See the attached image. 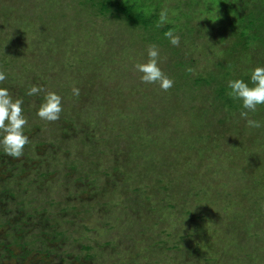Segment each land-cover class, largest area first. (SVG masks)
Segmentation results:
<instances>
[{
  "label": "rangeland",
  "instance_id": "1",
  "mask_svg": "<svg viewBox=\"0 0 264 264\" xmlns=\"http://www.w3.org/2000/svg\"><path fill=\"white\" fill-rule=\"evenodd\" d=\"M135 1L168 9L178 46L81 0H0V86L29 137L0 146L1 264H264V105L242 117L204 80L264 66V0ZM153 44L167 91L135 67ZM48 92L56 121L32 114Z\"/></svg>",
  "mask_w": 264,
  "mask_h": 264
},
{
  "label": "clouds",
  "instance_id": "2",
  "mask_svg": "<svg viewBox=\"0 0 264 264\" xmlns=\"http://www.w3.org/2000/svg\"><path fill=\"white\" fill-rule=\"evenodd\" d=\"M168 23V9L162 8L159 12V20L156 27H162ZM173 46H178L180 37L173 29L164 33ZM147 61L135 65L138 72L142 73L141 80L144 83H158L162 90L167 91L173 86L174 81L169 78L160 67V51L156 45L147 48ZM6 79L3 71H0V82ZM251 85V86H250ZM228 88L231 90L228 95L233 99L242 102V117H247L248 112H255L257 106L264 105V66H257L251 71L250 80L233 79L228 81ZM41 91L38 86H32L28 95H36ZM73 93L79 95V89L73 88ZM23 100L14 99L7 87L0 86V146L6 154L12 157H19L24 146L29 142V137L24 132L27 120L23 114ZM62 111V97L55 92H48L41 103L37 115L47 121H56ZM249 127L258 128L261 126L257 120L248 119Z\"/></svg>",
  "mask_w": 264,
  "mask_h": 264
},
{
  "label": "trees",
  "instance_id": "3",
  "mask_svg": "<svg viewBox=\"0 0 264 264\" xmlns=\"http://www.w3.org/2000/svg\"><path fill=\"white\" fill-rule=\"evenodd\" d=\"M89 2H90L89 0H81L80 3L83 4V5H92V6L93 5H95V6L98 5L102 12L106 11V10H109L115 16H119L122 19H124L127 22V24H129V25H133V26H139L140 25V26L146 27V29L149 30V35L152 36L150 38V40L154 39V37H157V36H160V37L163 38L164 33L166 31H168L170 29V27H171L169 24L164 26V27H162V28L156 27L157 23L155 21V18L158 17V16H156L155 14H152L149 11V9L148 10L146 9V5H144L145 2L144 3L140 2L138 4L136 1H135V3L134 2L131 3L130 0L117 1L115 3L117 5H116L114 11H112L110 9V7L108 6V4H112V0H99L97 2L93 1V2H91V4ZM159 41H160V39L157 41V43ZM240 48L244 49L243 47H240ZM182 63H184L183 60H182ZM175 64H176V66H179L181 63L175 62ZM229 68H226V69H229ZM211 75L208 76L207 79H204L205 82L209 83V85H211L212 82H214V81L217 83V85L215 86V88L213 90L216 91V94H217V92L219 93V94H217L218 97H219L218 100L221 99V101H223V104L228 106V103H231L232 98L228 96V89H227L228 85H227V83L225 81L226 80L225 76L224 77H220V78H214ZM202 82H203L202 79H196L195 83H193L191 85H193V87H195V86L198 87V85H202L203 84ZM187 83L188 82H186V80H184L183 85H185ZM177 84L173 85V87H176ZM40 105L38 106V108L35 111H33L32 114H34L35 112L38 111ZM87 137H89V136H87ZM86 140L87 139H85V141L84 140H81V141L86 143ZM1 152H4V150H2ZM44 174L45 173L41 171L40 175L43 176ZM6 188H8V187L5 186V183H3V185L0 184V200H2L3 191L6 190ZM9 194L10 195L15 194V192H13V189H11L10 187H9ZM4 211L5 210L0 209V216H1L0 219H3L4 221H8V216L4 213ZM43 230L44 229H42L41 232H43ZM45 232H46V230H45ZM52 233L54 234V235H52L53 236V238H52L53 240H60V241L62 240V237H60V236L63 235L62 234L63 232H60V233L56 232L55 233L54 231H52ZM35 241H36V239L33 242H35ZM26 243L28 244V242H26Z\"/></svg>",
  "mask_w": 264,
  "mask_h": 264
}]
</instances>
